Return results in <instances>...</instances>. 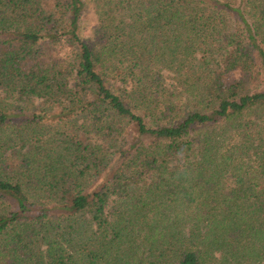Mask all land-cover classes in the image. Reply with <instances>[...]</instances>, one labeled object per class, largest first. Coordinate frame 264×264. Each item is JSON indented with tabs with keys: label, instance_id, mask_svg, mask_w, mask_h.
Instances as JSON below:
<instances>
[{
	"label": "trees",
	"instance_id": "trees-1",
	"mask_svg": "<svg viewBox=\"0 0 264 264\" xmlns=\"http://www.w3.org/2000/svg\"><path fill=\"white\" fill-rule=\"evenodd\" d=\"M93 2L0 0V264H264V0Z\"/></svg>",
	"mask_w": 264,
	"mask_h": 264
},
{
	"label": "rangeland",
	"instance_id": "rangeland-1",
	"mask_svg": "<svg viewBox=\"0 0 264 264\" xmlns=\"http://www.w3.org/2000/svg\"><path fill=\"white\" fill-rule=\"evenodd\" d=\"M87 1H88V9L83 19L81 32L84 37L89 38L92 35V30L94 26L96 25L97 16L95 13L93 0H87ZM35 104H38V101L35 102Z\"/></svg>",
	"mask_w": 264,
	"mask_h": 264
}]
</instances>
